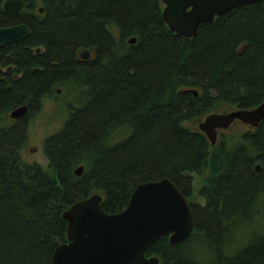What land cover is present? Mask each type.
Instances as JSON below:
<instances>
[{"label": "trees", "instance_id": "trees-1", "mask_svg": "<svg viewBox=\"0 0 264 264\" xmlns=\"http://www.w3.org/2000/svg\"><path fill=\"white\" fill-rule=\"evenodd\" d=\"M3 1L0 29L26 25L31 35L0 55V65L11 69L0 76V264H51L67 243L63 213L93 195L102 197L104 213L116 215L139 184L167 179L189 196V175L206 173V204L191 205L190 239L171 247L162 238L146 257L160 264H264V234L233 256L226 247L238 214L264 197V167L260 175L252 171L254 163L264 166V123L226 149L212 147L196 127L220 109L264 103V2L187 39L166 26L162 0H23L16 16L3 12ZM83 51L90 52L87 62L77 60ZM56 89L94 104L68 106L63 129L44 143L45 167L25 162L31 121ZM190 90L198 97L184 93ZM20 106L29 108L26 117L5 124ZM79 166L84 173L76 177ZM195 243L203 250H193Z\"/></svg>", "mask_w": 264, "mask_h": 264}, {"label": "water", "instance_id": "water-1", "mask_svg": "<svg viewBox=\"0 0 264 264\" xmlns=\"http://www.w3.org/2000/svg\"><path fill=\"white\" fill-rule=\"evenodd\" d=\"M264 0H162L163 20L177 36L193 39L202 25L244 7L255 6ZM23 0H4L5 14L16 16L24 9ZM44 8L38 9L43 15ZM26 25L0 29V49L19 43L30 37ZM136 39L128 44L134 46ZM40 50H37L39 53ZM90 52L83 51L79 58L90 60ZM184 93L198 97V92ZM29 113L27 106L13 109L8 117L19 121ZM240 122L258 128L264 122V103L248 109H235L229 113H213L198 123L211 146L217 141L218 131L229 130ZM255 167V174L261 173ZM84 167L75 171L81 177ZM102 197L93 195L87 200L72 205L62 215L67 224V243L57 247L51 264H160L156 257H146L149 248L162 238H167L171 247L186 243L194 231L192 209L177 187L167 179L139 184L130 196L127 208L116 215H107L101 209Z\"/></svg>", "mask_w": 264, "mask_h": 264}, {"label": "rangeland", "instance_id": "rangeland-1", "mask_svg": "<svg viewBox=\"0 0 264 264\" xmlns=\"http://www.w3.org/2000/svg\"><path fill=\"white\" fill-rule=\"evenodd\" d=\"M163 9L164 6H162V10ZM55 94L56 95H53L51 99L45 100L41 112L35 114L33 120L31 121L28 132V141L21 154L22 159L25 162L37 163L45 167L47 163L43 152L44 143L48 138L56 135L61 129H63V125L67 121L70 112V108L68 106L71 105L75 108L82 109L88 105H93L95 101L94 98L92 100L91 97L82 96L81 93H75V95H73L72 91L64 93L62 89L59 94L56 93L55 90ZM234 110L235 109L225 108L213 113L223 114ZM203 120L204 118L202 121ZM5 124L12 127L17 124V121H12L8 118ZM196 127L198 129V124ZM243 134H246V130H242L239 124H236L229 132L221 133L219 135L223 142L227 141L229 146L233 147L239 142L238 138H240ZM251 156H254V154ZM204 180L205 177H198L194 178L193 181L194 196L192 197V201L195 205L201 207L205 205L204 200L200 195V190L204 185ZM249 191L250 196L252 190L249 189ZM249 196L242 200H247ZM253 202L254 200L241 213H239L238 218L236 217L235 219L236 224L234 225L236 226V229L233 231L230 241L226 244L228 251L231 252L228 254L230 256H233L235 253L248 246L254 237L264 234V200L263 198L260 199V202L256 206L253 205ZM191 248L195 251H201L204 246L195 243V245H191Z\"/></svg>", "mask_w": 264, "mask_h": 264}, {"label": "flooded vegetation", "instance_id": "flooded-vegetation-1", "mask_svg": "<svg viewBox=\"0 0 264 264\" xmlns=\"http://www.w3.org/2000/svg\"><path fill=\"white\" fill-rule=\"evenodd\" d=\"M10 45V44H9ZM8 45V46H9ZM7 47H5V48H3V49H0V55H2L1 54V52L2 53H4V51L3 50H5ZM40 52V51H39ZM36 54H39V53H37V50H36ZM80 55V54H79ZM3 59H8V60H11L12 59V57H11V54H7V55H5V57L3 58ZM78 61H81V62H85V61H82L80 58H79V56H78V59H77ZM10 67H5V66H3V65H0V76H5V75H8V74H10ZM60 90L61 89H56V93H60ZM205 119V118H204ZM264 123V122H263ZM263 123H261L260 125H259V127L258 128H251V127H249V126H246V125H243V124H241L240 122H236V123H234L233 124V126L232 127H234L236 124H239V126L242 128V130H246V134H243L240 138H238L239 139V141H243L244 140V138H246L245 136H254V135H256L258 132H259V130H260V128H261V126H262V124ZM231 127V128H232ZM231 128L229 129V130H227V131H218V133H217V141H216V143H215V145H213L212 147H223V148H227V147H231V146H229V143H227V141H222V139L220 138V135L219 134H221V133H226V132H229L230 130H231ZM204 135V134H203ZM206 137V136H205ZM207 139V138H206ZM208 140V139H207ZM249 141V140H248ZM249 143V142H248ZM247 143V144H248ZM254 151V150H253ZM259 156H261V155H259ZM256 157H258V155H255V153H254V157L252 158V159H256ZM254 166H253V173L255 174V167L256 166H260L261 167V173H262V171H263V164L261 163V162H257V163H254L253 164ZM260 173V174H261ZM259 174V175H260ZM255 175H258V174H255ZM198 177H205V180H204V185L202 186V188H201V190H200V193L201 192H203L204 190H206V188H207V183H208V179H209V177H210V174L209 173H206V174H204L203 176H199V175H192V174H190L189 175V178H192V181H191V186H190V194H189V196H184L186 199H187V201H188V203H189V205H190V207H191V205H195L194 204V202L192 201V192H193V188H194V185H193V181H194V178H198ZM263 199H264V197H262ZM204 200V203L206 204V201H205V199H203Z\"/></svg>", "mask_w": 264, "mask_h": 264}]
</instances>
